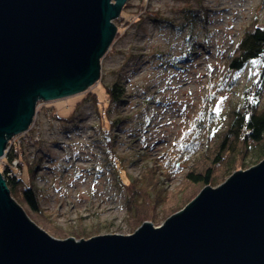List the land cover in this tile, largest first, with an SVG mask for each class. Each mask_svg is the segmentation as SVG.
<instances>
[{"label":"rangeland","instance_id":"1","mask_svg":"<svg viewBox=\"0 0 264 264\" xmlns=\"http://www.w3.org/2000/svg\"><path fill=\"white\" fill-rule=\"evenodd\" d=\"M113 23L116 35L100 61L96 84L76 95L37 103L35 124L12 137L0 158L3 173L11 146H18L26 163L21 169L24 182L32 181L37 189L44 216L29 212L19 193L11 196L36 226L56 239L131 235L144 222L162 226L205 188L189 185L180 190L200 155L182 164L171 179L155 172V164H163L164 154L203 104L207 80L225 68L241 36L252 26L264 27V0H126ZM260 67L259 61L249 63L237 73L233 90L212 100L217 102L218 130L231 105L241 101L244 88L254 86ZM114 82L126 85L128 102L122 107H108L105 100V86ZM260 100L264 107V91ZM71 113L67 122L57 117ZM112 120L119 124L104 135ZM111 138L113 146L108 144ZM18 162L14 157L11 164ZM247 169L236 165L228 176L226 169H219L213 187ZM143 175L163 185L131 211L124 184L136 190ZM145 185L146 190L139 188L147 195L152 187ZM159 193L163 198L167 194L166 199L156 200Z\"/></svg>","mask_w":264,"mask_h":264},{"label":"water","instance_id":"2","mask_svg":"<svg viewBox=\"0 0 264 264\" xmlns=\"http://www.w3.org/2000/svg\"><path fill=\"white\" fill-rule=\"evenodd\" d=\"M125 2L0 0V158L37 103L96 84ZM2 174L0 264H264V159L206 186L162 226L81 240L36 226Z\"/></svg>","mask_w":264,"mask_h":264},{"label":"trees","instance_id":"3","mask_svg":"<svg viewBox=\"0 0 264 264\" xmlns=\"http://www.w3.org/2000/svg\"><path fill=\"white\" fill-rule=\"evenodd\" d=\"M181 1L187 3L189 0ZM241 37L237 47H235L236 51L230 57V61L225 68L212 74L207 80L206 97L203 99V104L190 118L187 123L188 126L181 136L164 154L165 159L161 156L160 159H164L163 164L160 166L158 162L157 165L155 164V172L159 171L165 176V179H171L180 171L182 164H188L194 156L198 157L200 155L194 167L184 175V183L186 182V185H183L184 188L183 186L180 188L182 191H185V187L189 185L202 186V188L206 186L213 187L215 183L213 181L214 176L219 169H226L228 171L226 175L228 176L236 165L247 169L257 165L264 159V107L260 105L261 95L264 91V27L252 26ZM254 61H259L262 64L259 78L254 86L251 85L244 88L245 92L243 91L241 101L231 105L228 114L223 119L224 121L222 120L223 128L218 130L216 127L218 122L216 116L218 114L215 112L217 102L213 103L212 100L223 97L226 93L233 90L237 84V73ZM105 93L108 107H122L128 102L126 85L123 82H114L109 86L106 85ZM94 100L97 101V96ZM206 102L211 104L208 106ZM103 103L105 102L103 101ZM95 104L98 110L102 112L103 106H101L102 110L101 107L99 108L102 102L97 101ZM73 113L66 118L60 115H57V117L61 120L64 119L63 122H67L70 120L68 119L69 116ZM117 117L122 121L121 116ZM222 118L223 116H221ZM115 124L118 125L119 123L112 120L109 126L110 129L104 130L105 128H103L104 135L107 134L109 136L112 132L111 130L116 126ZM30 142H33L32 139ZM205 142L206 145H204ZM27 144L29 145L28 142ZM108 144L113 146L114 139L111 138ZM19 146L24 149L23 145ZM17 147L16 145L11 146L10 153L6 157L8 168L3 171L2 175L5 177L6 185H8L11 195L19 193L21 201L29 212L44 216L42 215L43 210L39 205L37 189L31 184L32 181L27 184L24 182L21 169L26 163L24 156L17 153ZM14 157L19 159L17 166L11 164ZM238 161L240 163H236ZM30 171L31 175H34L33 173H35L36 169L33 168ZM150 179L147 175L138 178L139 186L136 190H132L129 184H124V190L127 194L126 202L131 211L138 210L141 204L139 201L142 197L145 199V196L149 194L148 198H150L153 190L158 192L160 189L158 187H162L163 184L161 182L151 183L152 180ZM145 184H151L152 187V192L147 193V195H145L146 191L143 194V189L139 188L140 186L142 188L144 186V189L147 188ZM157 196L160 199H166L167 194L163 198V194L159 193L155 196V199L158 198Z\"/></svg>","mask_w":264,"mask_h":264},{"label":"bare ground","instance_id":"4","mask_svg":"<svg viewBox=\"0 0 264 264\" xmlns=\"http://www.w3.org/2000/svg\"><path fill=\"white\" fill-rule=\"evenodd\" d=\"M112 3H115V2H112ZM113 42V41H112ZM112 44V43H111ZM111 46V45H110ZM110 48V47H109ZM34 118V117H33ZM33 122V121H32ZM32 124V123H31ZM35 123H33L32 125H34ZM21 134H23V133H21ZM21 134H19V135H21ZM16 136H18V135H16ZM15 137V136H14ZM14 148H16V147H14Z\"/></svg>","mask_w":264,"mask_h":264}]
</instances>
